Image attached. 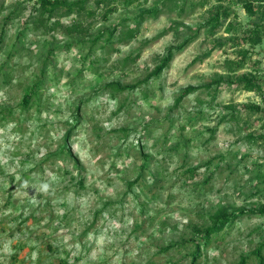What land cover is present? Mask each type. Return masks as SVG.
<instances>
[{"label": "rangeland", "instance_id": "374dc122", "mask_svg": "<svg viewBox=\"0 0 264 264\" xmlns=\"http://www.w3.org/2000/svg\"><path fill=\"white\" fill-rule=\"evenodd\" d=\"M161 1L119 5L105 20L100 9L83 35L34 25L40 0H0V264H190L193 244L164 248L221 206L264 203V140L247 139L264 133V112L234 121L227 107L264 108V91L232 83L264 81V16L249 15L245 0H188L183 13L139 20ZM219 5L230 16L210 36L204 25ZM259 24L262 42H242ZM194 35L159 76L134 90L107 87L144 79ZM211 79L221 82L206 88ZM189 85L200 88L173 109ZM262 242L264 215H244L198 264H259Z\"/></svg>", "mask_w": 264, "mask_h": 264}, {"label": "trees", "instance_id": "16d2710c", "mask_svg": "<svg viewBox=\"0 0 264 264\" xmlns=\"http://www.w3.org/2000/svg\"><path fill=\"white\" fill-rule=\"evenodd\" d=\"M140 0H77L73 2H69L67 0H40V4L38 5L36 16H32L33 23H44L45 27L48 28L50 31H57L61 30L66 33H79V34H87L91 33L92 28H94V24L87 22V18L90 16H96L100 9L102 12L100 14V18L105 20L107 19L111 13L118 10L119 5H132L133 3H137ZM188 0H162L159 5L156 7H152L149 9L143 10L139 15V20H144L147 16H158L162 12L166 11H173L178 10L180 13H183L186 10ZM209 0H201L199 3L201 5H205ZM244 7L249 15L254 16L257 14H261L264 16V0H245ZM93 4L94 6L92 7ZM230 10L228 7L223 5H219L216 8L211 9L209 12L208 19L204 26H209V34L210 36L215 35L218 31H220L226 21L230 16ZM73 15L77 16V19L74 22H66L64 21L65 18L71 17ZM263 25V24H262ZM264 27V25H263ZM135 32L134 28H131L129 31L123 32V36L120 38H127L132 37ZM110 36L114 35L115 31L108 32ZM197 35L191 36L181 45H172L167 48V52L163 57L160 64H157L155 68L144 78L132 84H121L119 81H113L107 85L111 91H123L126 89L134 90L141 86L142 83L147 82L149 79L159 76L163 70L170 65L172 60L174 59L176 53L185 46L189 42H191ZM263 40V30L261 29V25H257L256 30L254 32L249 33V35L244 36L242 38V42H249L250 44H259ZM4 38H0V46ZM217 46V43L213 45L212 48ZM246 51H242L244 54ZM260 78H263V75H253V74H245L241 77L239 81H232L233 84L239 85L240 82H243L244 88L248 91H257L262 93L264 91L263 83L264 81ZM221 79H211L210 82L205 85L206 88H211L213 83L221 82ZM39 85H37L38 88ZM200 87H196L193 85L187 86L180 95H178L175 99V104L172 107L177 108L179 107L184 98L191 93L197 91ZM35 90H31L24 94L23 98V106L27 107L30 103V100L33 96H35ZM229 109L232 110L230 115H237V117L233 118L234 121L238 120L240 112L242 110L248 112H258L263 113L264 108L260 102H253L244 105L243 109H236V107L232 104L227 106ZM234 110V111H233ZM227 115L223 116V119H226ZM67 135H70V131L67 132ZM248 141H255V140H264V133H252L250 132L247 135ZM150 162L148 158L142 164V170L149 166ZM141 170V174H142ZM197 168L192 169L190 172L195 173ZM139 177L135 181H130L129 187L137 183L136 181L140 178ZM264 181V174L261 178ZM260 214L264 215V203L257 208H250V209H238V210H229L224 206H221L215 210V212L211 215V223L202 227L195 226L193 230V237L189 238L185 242H176L168 245L164 248V250H171L173 248H180L181 246H186V244H193L194 250L192 252V261L190 264H198V259L203 254V249H207L212 244L214 238L218 237V235L228 227H231L235 221L244 216V215H251V214ZM264 242H262L254 251L253 253L256 255L258 263L264 264ZM249 256H244L241 258L240 263L246 264Z\"/></svg>", "mask_w": 264, "mask_h": 264}]
</instances>
